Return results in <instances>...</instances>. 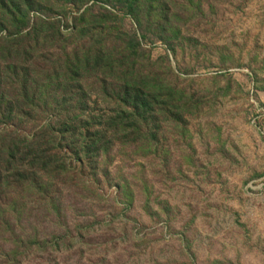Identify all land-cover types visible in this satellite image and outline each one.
<instances>
[{
    "label": "rangeland",
    "instance_id": "rangeland-1",
    "mask_svg": "<svg viewBox=\"0 0 264 264\" xmlns=\"http://www.w3.org/2000/svg\"><path fill=\"white\" fill-rule=\"evenodd\" d=\"M5 3L0 264H264V0Z\"/></svg>",
    "mask_w": 264,
    "mask_h": 264
},
{
    "label": "trees",
    "instance_id": "trees-1",
    "mask_svg": "<svg viewBox=\"0 0 264 264\" xmlns=\"http://www.w3.org/2000/svg\"><path fill=\"white\" fill-rule=\"evenodd\" d=\"M6 2V0H0V5L3 7V8H5V7H7V3H5ZM30 8V7H29ZM20 9V7H18V10ZM19 29H21V28H19ZM19 29H18V32H16V34H14L15 36H18V35H21V32H19Z\"/></svg>",
    "mask_w": 264,
    "mask_h": 264
}]
</instances>
